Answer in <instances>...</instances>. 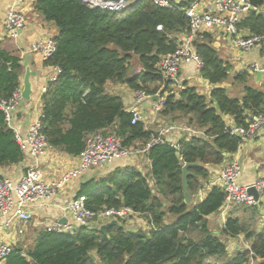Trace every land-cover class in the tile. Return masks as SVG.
<instances>
[{
  "label": "trees",
  "instance_id": "16d2710c",
  "mask_svg": "<svg viewBox=\"0 0 264 264\" xmlns=\"http://www.w3.org/2000/svg\"><path fill=\"white\" fill-rule=\"evenodd\" d=\"M249 1L257 10L245 14L238 29L246 36L264 34L260 10L264 0ZM192 2H173L166 8L153 0H137L122 11L93 8L82 0L36 2V10L58 28L57 50L45 65L59 66L61 73L41 97L42 132L53 148L79 156L88 138L100 131L115 134L125 146L145 147L157 135L143 121L132 122L123 97L108 91L110 83L161 96L163 118L185 122L204 134L183 137L178 147L170 142L150 146V173L127 165L81 181L77 196L87 197L88 208L130 207L150 229L130 230L124 220L107 234L87 226L72 232L39 229L32 244L24 247L21 242L4 264H264V199L254 205H233L217 231L209 217L222 210L224 189L215 185L205 199L196 200L211 179L209 166L225 163L245 141L228 130L230 121L247 126L254 115L264 113V91L249 85L242 98L229 95L221 84L230 77L232 64L220 56L210 33L195 41L204 61L201 75L216 85L210 96L188 83L172 87L174 80L158 68L162 56L174 52L189 31L185 10ZM0 59V97L9 99L21 87L24 66L20 57L1 49ZM134 59L139 69L133 71ZM251 77L249 71L234 73V79L245 83ZM24 157L0 108V166L17 164ZM194 163L200 165L189 168L184 188L183 167ZM169 216L177 219L167 223ZM240 236L248 247L229 252L224 237Z\"/></svg>",
  "mask_w": 264,
  "mask_h": 264
},
{
  "label": "built area",
  "instance_id": "2783aa9c",
  "mask_svg": "<svg viewBox=\"0 0 264 264\" xmlns=\"http://www.w3.org/2000/svg\"><path fill=\"white\" fill-rule=\"evenodd\" d=\"M16 4L7 12L4 24L12 35L19 30L25 29L28 25V18L20 8L25 0H15ZM90 7H99L104 10L122 11L129 9L131 4L129 0H84ZM159 6L171 8L173 0H153ZM257 10L249 0H193L191 5L185 10V15L189 19V31L184 33L179 41L178 48L168 53L160 59L158 68L171 79H177L181 73L182 67L187 63H195L198 69H202L204 61L198 54L195 41L203 38L205 33L214 29H219L232 40L234 47L241 52H248L259 44H264V34L261 35H243L238 29V23L250 10ZM57 50V40L54 36H44L38 38L31 47V51L39 54L44 61L48 60ZM1 64V59H0ZM54 73L51 80L54 81L61 73L59 66H53ZM263 70L259 64L255 63L244 71L257 73ZM48 87L42 88L43 93L47 92ZM21 88L17 89L9 99L0 97V108L5 113V118L9 124L13 119V113L19 107L23 100ZM137 97L141 101L149 99L151 96L138 91ZM163 101L158 102L154 110L159 112L163 107ZM133 114V123L137 121L144 122V115L140 109L133 107L130 109ZM229 130L232 134H238L245 140L255 138L260 132L264 131V113L256 114L252 117L247 126L230 125ZM178 134L181 137H192L203 132L186 123H168L163 126L156 136L145 145L125 146L121 139L113 133H104L103 131L94 133L87 140L86 149L79 155V163L65 170L59 177L50 181L45 180L42 171L38 168H32L27 171L22 178L14 182L12 178L0 176V213L6 218V224L18 221L21 228L20 233L29 225L33 213L27 208V205L43 199L55 197L61 190L67 187L71 182L81 178L88 171L111 162L116 158L132 157L142 153H147L150 146L157 143L170 142V134ZM204 134V133H203ZM24 152L30 151L35 156H42L52 148L45 134L42 132L41 118L32 123L28 136L22 138L16 133ZM140 146V147H138ZM242 173V165L237 159L227 160L222 168L218 184L226 193L223 205V215H226L233 205H254L258 203L254 196L249 193V188L254 186L260 194V200L264 199V176L258 179L252 185H241L239 177ZM87 197L85 195L74 196L67 205V212L73 217L74 221L80 226L99 227L97 224L100 219L128 220L135 215V211L127 206L111 207L101 211H94L86 206ZM3 225L0 223V230ZM72 223H63L55 221L46 226L49 231L72 232L75 230ZM11 243L4 241L0 237V264L6 257L14 251Z\"/></svg>",
  "mask_w": 264,
  "mask_h": 264
},
{
  "label": "crops",
  "instance_id": "0c3cea01",
  "mask_svg": "<svg viewBox=\"0 0 264 264\" xmlns=\"http://www.w3.org/2000/svg\"><path fill=\"white\" fill-rule=\"evenodd\" d=\"M38 0H25L20 8L23 10L28 18V25L25 29L17 31L12 35L7 30L4 24V20L7 12L16 4L15 0H0V49L5 50L10 54L16 55L21 58V63L24 66V72L21 76V90L23 88V81L26 72L24 62L28 60V65L32 71L36 72V75L32 77L34 93L31 101L22 100L19 107L13 113V119L10 126L18 133L22 138L28 136L30 127L33 122L40 119L43 113L42 108V88L51 82V76L54 73L53 66H46L45 61L39 54L31 51L32 44L40 37L44 36H56L58 33L57 26L49 21H46L42 14L36 10V2ZM137 0H129L131 5L135 4ZM176 3H181L185 0H173ZM264 11V7L260 9ZM213 39V45L218 50L220 56L232 64L231 75L246 70V68L252 64H259L264 68V44H259L253 47L248 52H241L237 50L229 36L225 35L219 29H214L211 32ZM252 74L249 82L254 85H262L264 82V73L260 80H257V73L249 71ZM182 78V80H181ZM175 85L172 87L181 88L183 84L188 83L190 86H194L197 90L207 96H210L212 90L216 85H211L205 80L197 68L195 63L184 64L179 77L176 79ZM108 84V91L116 93L123 97L127 110L137 107L144 115V123L148 129L158 134L159 130L168 123H172L171 120L163 118L159 112L154 110L155 105L163 101L161 96L156 99L153 96L149 99L139 100L137 92L131 90L129 87H123L121 84H116V90L110 88ZM228 87L229 90H233L229 84H221ZM220 85V86H221ZM120 88H124L121 90ZM176 123H185L177 122ZM187 124V123H186ZM233 124L230 121L229 126ZM194 127V126H192ZM196 128V127H194ZM197 130L203 132L201 129ZM203 134V133H202ZM199 135V134H198ZM190 137V136H189ZM183 137L178 134H170L169 139L178 143ZM23 161L17 164H11L9 166H0V176H6L12 178L14 182L19 181L28 170L38 167L45 178L50 181L59 177L65 170L76 166L79 163L80 156H72L65 152H62L55 148H50L46 154L35 157L30 151H26ZM237 159L242 165V173L239 177V183L241 185H252L262 176H264V131L260 132L255 138L245 140L238 151L231 155L228 160ZM132 165L139 168L143 173H150L151 160L147 153H142L137 156L123 157L113 159L111 162L106 163L100 167L94 168L85 173L81 178L71 182L67 187L61 190L55 197L51 199H43L35 203L27 205V208L33 213L31 222L24 228V232L20 233L21 226L18 221H13L6 224V218L0 213V223L3 228L0 230V237L13 244L14 248L19 246L21 242H24V247H28L32 244L36 231L39 229H46V226L55 221H61L64 223H72L76 228L80 227L73 217L67 212V205L70 203L74 196H77L80 183L83 180L89 179L95 176H103L113 171L117 167ZM223 164L209 166L211 171V179L204 184L196 200H203L207 197L212 187L218 184ZM150 169V170H149ZM219 217L223 218L221 224L225 222V215L223 210L211 215L209 219ZM174 219V218H173ZM172 219V220H173ZM109 219H100L98 223L101 225L109 222ZM169 223V220H166ZM126 226L130 230L137 229H150V224L146 220L135 214L128 220H125ZM4 264V262L2 263Z\"/></svg>",
  "mask_w": 264,
  "mask_h": 264
},
{
  "label": "water",
  "instance_id": "95a60500",
  "mask_svg": "<svg viewBox=\"0 0 264 264\" xmlns=\"http://www.w3.org/2000/svg\"><path fill=\"white\" fill-rule=\"evenodd\" d=\"M85 4L86 2L84 0H82ZM24 65L26 67V72H25V76H24V81H23V88L21 91V95L24 101H31L32 100V95L34 93V89H33V82H32V77H34L36 75L35 71H32L30 66L28 65V60H26L24 62ZM264 71L263 70H259L257 72V80H260L262 75H263ZM174 81H176V79H173ZM159 95H155L153 96L154 98L158 99ZM216 107L219 109V104L216 103ZM228 129L230 130L231 127L229 126ZM200 165L199 163H194V164H185L183 167V171H184V179H183V186L184 188H187L188 186V178H189V168L192 166H198ZM249 193L252 194L255 198V200L257 202H260V194L257 191V189L254 186H251L249 188ZM185 198L188 204H190L192 202V198L190 193L186 190L185 191ZM65 223V220H64ZM120 222L116 219H113L103 225H101L100 227V231L107 234L108 233V229L113 226V225H119ZM93 258H95V255L92 254Z\"/></svg>",
  "mask_w": 264,
  "mask_h": 264
},
{
  "label": "rangeland",
  "instance_id": "374dc122",
  "mask_svg": "<svg viewBox=\"0 0 264 264\" xmlns=\"http://www.w3.org/2000/svg\"><path fill=\"white\" fill-rule=\"evenodd\" d=\"M135 69H139V66L137 64L136 59H134L132 61V63H131V70L134 71ZM181 80H182V78H181ZM227 83L229 84V86L233 87V90H229V95L231 97L242 98L244 96L245 92H246V86H249V85L254 87V88H257V89H259L261 91H264V82H263L262 85H254L253 83L251 84L249 81H247L245 83L244 81H241V80H238V79H234V75L233 74L230 75L228 80L224 82V84H227ZM110 85L109 86H110V88L112 87V90H113V88L116 90V88H117L116 84L110 83ZM121 86L128 87V86H126L124 84H121ZM120 89L124 90V88H120ZM176 89H177V87H176ZM138 147H140V146H138ZM170 218L177 219V217L169 216L168 220ZM211 221H212L213 230L217 231V230H219L221 228L220 225H221V223L223 221V218H219V217L215 218L214 217ZM224 239L228 242L229 252H231V253L237 252L238 249H242L243 250V249L247 248L248 245H249V243L244 239L243 236L235 237V238H229V239L224 237Z\"/></svg>",
  "mask_w": 264,
  "mask_h": 264
}]
</instances>
